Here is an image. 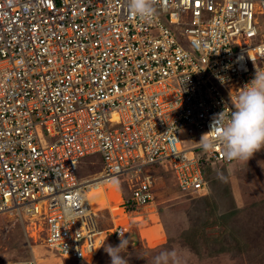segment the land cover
Here are the masks:
<instances>
[{
  "label": "built area",
  "instance_id": "2783aa9c",
  "mask_svg": "<svg viewBox=\"0 0 264 264\" xmlns=\"http://www.w3.org/2000/svg\"><path fill=\"white\" fill-rule=\"evenodd\" d=\"M127 3L0 0V215L71 263L129 232L93 205L123 176L125 211L154 202L156 169L182 192L206 190L207 160H232L200 141L264 71V0H159L151 22ZM92 156L102 170L81 178Z\"/></svg>",
  "mask_w": 264,
  "mask_h": 264
},
{
  "label": "rangeland",
  "instance_id": "374dc122",
  "mask_svg": "<svg viewBox=\"0 0 264 264\" xmlns=\"http://www.w3.org/2000/svg\"><path fill=\"white\" fill-rule=\"evenodd\" d=\"M164 21L180 37L183 46L189 48L186 38L179 35L181 26ZM197 154L207 159L203 149ZM207 163L211 173L208 189L212 197L207 203L205 195L179 190L172 172L155 170V205L150 214L157 208L159 222L156 224L162 234L157 236L160 239L148 241L141 236L138 224L132 223L125 235L129 244L122 251L128 264H154L155 257L165 251H175L179 264H264V149L248 161L224 163L208 159ZM101 170L99 157L92 156L80 164L78 173L85 178ZM119 184L123 196L129 195L126 177L123 176ZM210 216L219 219L212 221ZM128 218L131 220L130 216ZM145 224L141 228L149 235L152 228L148 229L149 225ZM27 226L30 228L28 223ZM119 242L117 238L106 241L111 245ZM218 243L225 248L223 251L217 250ZM33 256L40 264H110L104 248L83 263L65 261L42 244L41 239L30 236L18 217L1 214L0 260L20 261Z\"/></svg>",
  "mask_w": 264,
  "mask_h": 264
},
{
  "label": "clouds",
  "instance_id": "9594fccd",
  "mask_svg": "<svg viewBox=\"0 0 264 264\" xmlns=\"http://www.w3.org/2000/svg\"><path fill=\"white\" fill-rule=\"evenodd\" d=\"M159 0H128L127 8L131 14L151 22L158 14ZM234 111L225 119L222 112L217 115L213 130L215 136L200 142L206 151H215L218 144L229 160L248 161L255 153L264 149V71L256 69L254 78L239 91ZM119 243H106L104 251L110 257V264H128L122 251L129 240L122 232H117ZM154 264H179L175 251H165L155 257Z\"/></svg>",
  "mask_w": 264,
  "mask_h": 264
},
{
  "label": "crops",
  "instance_id": "0c3cea01",
  "mask_svg": "<svg viewBox=\"0 0 264 264\" xmlns=\"http://www.w3.org/2000/svg\"><path fill=\"white\" fill-rule=\"evenodd\" d=\"M121 194H122V191H119V192H116L115 195H110L108 197H105V199L107 200L108 203L101 208V210H100L101 215L110 216V213H111V216L113 217V219L116 222H125L129 227L131 226L132 223L138 224V226L140 227L141 236L145 237L148 241L150 240V238H155V240L160 239L157 237V236L161 237L160 234H162L158 228L159 224H156L157 222H159L158 221L159 218L157 216L158 215L157 208H155L154 213L146 216L147 218L142 216L144 219H141V216L137 215L140 213L142 214L147 210H151L153 212V210L151 208H152V205L153 206L155 205V202L141 207L138 211H134V210L125 211V209L119 205L121 203L120 201L122 199ZM109 198H110V200H109ZM116 207H119V209L115 210ZM132 215H135V216H133V218H132ZM129 216H130L131 220L128 218ZM144 223H146L145 225H147V226L149 225L148 229L152 228L149 235H148V233L144 234L143 228H141V226L144 225ZM153 224H155V226ZM156 225H158V226L156 227ZM147 226H145V227H147Z\"/></svg>",
  "mask_w": 264,
  "mask_h": 264
},
{
  "label": "trees",
  "instance_id": "16d2710c",
  "mask_svg": "<svg viewBox=\"0 0 264 264\" xmlns=\"http://www.w3.org/2000/svg\"><path fill=\"white\" fill-rule=\"evenodd\" d=\"M232 162H233V160H232ZM231 162V163H232ZM225 163V162H224ZM208 163H205L203 166H202V170H203V174H204V177H205V179L207 180V181H209V179H210V175H211V173L209 172V165H207ZM198 194H202V195H205V201H206V203L208 202V201H210V200H212V197H211V195H209L210 194V190L207 188L206 190H204V191H201V192H197ZM208 206H209V204H208ZM207 206V208H209ZM206 208V209H207ZM209 218H211V219H213L212 221H216V220H218L219 219V217H216V216H210ZM217 222V221H216ZM218 245H219V247H217V250H219V251H221L222 249L224 250L225 248H222V247H220L221 245H220V243H218ZM222 250V251H223Z\"/></svg>",
  "mask_w": 264,
  "mask_h": 264
},
{
  "label": "bare ground",
  "instance_id": "6f19581e",
  "mask_svg": "<svg viewBox=\"0 0 264 264\" xmlns=\"http://www.w3.org/2000/svg\"><path fill=\"white\" fill-rule=\"evenodd\" d=\"M116 182L114 183V185ZM105 193H100L97 197L93 198V205L95 208H102L106 204ZM108 203V202H107Z\"/></svg>",
  "mask_w": 264,
  "mask_h": 264
}]
</instances>
